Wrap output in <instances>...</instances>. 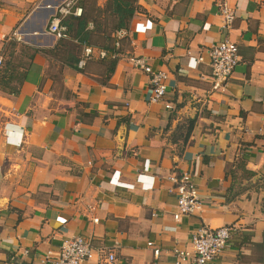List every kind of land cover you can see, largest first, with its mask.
<instances>
[{
    "label": "crops",
    "instance_id": "0c3cea01",
    "mask_svg": "<svg viewBox=\"0 0 264 264\" xmlns=\"http://www.w3.org/2000/svg\"><path fill=\"white\" fill-rule=\"evenodd\" d=\"M223 1L233 10L227 28L218 0H136L109 73L95 54L78 68L81 45L47 33L61 0H0L3 59L14 30L23 38L11 40L12 61L22 47L40 50L17 94L0 88V264H40L75 234L112 246L109 264H172L170 248L188 247L198 223L232 227L205 264H264V0ZM223 37L237 60L213 89L205 51ZM62 40L79 53L43 52ZM132 57L166 73L170 108L148 101V78ZM190 118L181 142L175 126ZM179 171L190 174L202 204L173 222L166 176Z\"/></svg>",
    "mask_w": 264,
    "mask_h": 264
},
{
    "label": "built area",
    "instance_id": "2783aa9c",
    "mask_svg": "<svg viewBox=\"0 0 264 264\" xmlns=\"http://www.w3.org/2000/svg\"><path fill=\"white\" fill-rule=\"evenodd\" d=\"M217 10L221 17L222 27L227 28L233 17L232 6H228L223 0H218ZM81 6L79 0H61L55 5L54 11L49 17L46 24L47 33L53 35L57 39H62L67 35L68 27L62 22V18L67 15H80ZM87 26L92 28L93 25L88 23ZM145 26H142L143 31ZM129 34L128 27H117L112 31V40L110 41L111 49L94 48L89 45L81 44V52L76 60L78 68L85 65L86 60L95 54L98 59H104L105 56L116 59L117 49L120 47V42L127 38ZM23 38V33L18 30L12 31L7 40L20 41ZM6 40V41H7ZM206 61L210 69L211 87L221 88L230 76L234 66L236 65V46L235 43L223 37L214 44L210 45L206 51ZM200 59L199 55L188 56L187 65L194 66V63ZM2 55L0 54V64ZM131 66L137 67L148 78L149 94L148 101H161L163 107L170 108L166 101L162 98L165 94V79L166 73L162 69H153L141 57H132L129 59ZM261 152L264 155V141L260 145ZM136 180L146 179L145 176L137 174ZM166 180L171 184L170 190L173 191L175 197V208L171 213L173 222L182 215L194 213L201 207L202 200L199 196L193 181L190 179V174L187 171L172 172L166 176ZM140 184L150 186L151 181L141 182ZM95 220V219H94ZM172 230L173 227H164ZM232 227L230 225H220L217 227H208L202 223L196 224L190 231L189 246L179 247L173 245L169 253L172 257V264H205L217 255L227 244L230 237ZM153 254L157 253L158 247L152 241H147ZM112 246L95 247L89 237L82 235H72L64 239L58 250L54 253L50 250L45 251L40 257V264H83L85 262L94 261L95 264H109L114 259ZM28 253V250H23V254Z\"/></svg>",
    "mask_w": 264,
    "mask_h": 264
},
{
    "label": "trees",
    "instance_id": "16d2710c",
    "mask_svg": "<svg viewBox=\"0 0 264 264\" xmlns=\"http://www.w3.org/2000/svg\"><path fill=\"white\" fill-rule=\"evenodd\" d=\"M95 2V0H93ZM80 4V1H79ZM81 6V5H80ZM137 10V5H136V0H104L103 7L101 8L100 11L106 12L107 15H109L113 21L111 31L109 34H104L109 40L108 41H103V43L99 44H91L89 43V40L95 32L99 30L101 27L100 22H98L93 16L89 15L85 8L83 6L81 7V13L80 15H67L62 18V22L66 24L68 27L67 30V35L68 37L74 39L77 41L80 45L85 44L96 47V48H102L109 50L111 49L110 46V41L112 40V31L117 28V27H128L127 23L132 16V14ZM88 23H92L93 29L89 28L87 26ZM106 26V25H104ZM105 40V39H104ZM15 46V43L13 41H10L7 49L5 51L6 54L5 57L6 59H3L0 64V88H4L5 91L9 94H17L18 93V86L20 82L23 80L26 72V68L29 64V61L32 57V54L36 51H40L37 49V47L34 46H25L19 49L20 51V58H17L16 61H12L10 58L12 56V48ZM57 46L58 48H61L62 51L65 50L70 54V43L65 42V41H60L55 45L52 49L43 51L45 52H50L54 53V50L56 51ZM65 57V53L63 54ZM107 60V67L109 70V73L113 71L114 65H115V58H111L109 56H105ZM104 58V59H105ZM74 60V65H76V58H73ZM22 67L23 70L20 72H16L17 68ZM16 72V73H15ZM192 122V119L187 121L186 124L180 126L176 125L175 128L177 131L183 132V137L181 138V142L185 140V136L190 128V124Z\"/></svg>",
    "mask_w": 264,
    "mask_h": 264
},
{
    "label": "rangeland",
    "instance_id": "374dc122",
    "mask_svg": "<svg viewBox=\"0 0 264 264\" xmlns=\"http://www.w3.org/2000/svg\"><path fill=\"white\" fill-rule=\"evenodd\" d=\"M79 1H80L81 7L83 6V8H85L87 13L89 15L93 16L98 22H100V25H101L99 30L97 32H95L94 34H92V36L89 40V43L99 44V43H103V41L109 42L110 39L107 40L108 38L104 34H109V32L111 31L113 21H112L111 17L106 14V12L100 11L101 8L103 7L104 0H95V2L93 0H79ZM91 25H92V23H91ZM104 25H106V26H104ZM93 26H92V29H93ZM66 38H68V37H66ZM67 41L68 40H65V42H67ZM68 42L70 43L73 41H68ZM70 46H71L73 51H76L79 53L78 44H76L74 42V44L70 43Z\"/></svg>",
    "mask_w": 264,
    "mask_h": 264
}]
</instances>
